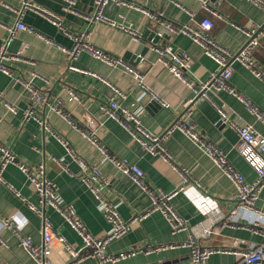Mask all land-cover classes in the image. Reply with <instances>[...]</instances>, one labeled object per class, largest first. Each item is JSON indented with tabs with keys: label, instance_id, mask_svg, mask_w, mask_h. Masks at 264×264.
Returning <instances> with one entry per match:
<instances>
[{
	"label": "crops",
	"instance_id": "0c3cea01",
	"mask_svg": "<svg viewBox=\"0 0 264 264\" xmlns=\"http://www.w3.org/2000/svg\"><path fill=\"white\" fill-rule=\"evenodd\" d=\"M28 1L29 4L23 0H0V44H5V39L9 38L5 48L15 55L6 62L12 74L0 72V142L8 146L20 161L32 166L43 164L60 202L74 207L76 217L88 232L103 237L110 231L111 225L100 209L99 200L83 180L84 170L72 157L68 146L86 161L89 168H99L108 181V184L96 183L102 196L116 204L122 218L130 222L126 233L106 244V253L119 254L132 247L174 245L186 241L190 236L189 230L174 233L166 216L158 209H151L150 192L108 158L115 156L142 168L147 182L156 193L179 189L171 203L189 225H208L211 210L220 207L226 218L215 224L210 236L200 237L199 242L202 246L225 247L232 252L212 253L207 264H244L238 252L263 239L253 225L256 222L264 224V185L253 206H240L236 198V183L197 139L178 126L171 125L177 120L190 119L197 132L221 149L246 180L253 182L259 176L238 151L240 138L234 126L230 123L218 124V107L224 108L232 121L252 124L263 137L264 123L238 95L227 90L212 93L213 101L199 98L194 104H189L188 111L186 103L191 99L192 88L158 59L156 47L170 45L178 53L190 55L193 63L186 73L194 81H206L214 71L220 69L219 64L189 34L164 33L158 20L127 4L110 1L103 8V14L126 25L132 23L140 33L138 37L117 26L91 20L89 17L95 12V0ZM127 1L162 12L164 19L175 24L195 26L204 18H209L214 25L208 34L236 52L247 41L246 29L264 23V9L249 0H207L209 9L202 5L201 0ZM18 22L32 26L34 31L17 28ZM12 29H15L13 34ZM146 29L157 34L161 30L163 35L156 44H151L142 38ZM78 32H86L91 44L121 57L127 65L142 72L147 84L168 107L158 101L161 107L147 109L152 98L143 94L137 78L126 66L110 65L87 51H81L74 64L104 79L68 68L70 58L66 49L73 46L72 35ZM263 34L264 30L256 33L260 44L254 49L253 56L264 65ZM148 44L150 48L137 64L125 58L127 52L139 53ZM18 78L40 89L46 100L35 102L32 106L30 91ZM107 82L121 89L125 96H117ZM230 84L264 111V80L256 77L239 60L233 62ZM71 90L75 91L77 98L70 99ZM111 99L129 109L141 111L142 126L162 137L166 157L162 153L149 152L130 129L104 114L102 105ZM56 105L65 115L57 111ZM31 106L33 116L25 119L24 111ZM90 118L100 125L99 145L73 125L77 123L86 129L87 119ZM2 175L0 264H36L20 244V237H28L37 245L42 244L45 217L70 245L77 248L83 246L79 231L60 210L41 200L34 184L17 165L8 164ZM30 204L40 209L43 215L32 210ZM141 214L144 215L142 219L133 221L135 215ZM6 219L11 221L12 227L6 223ZM53 247L50 251L55 264L69 260L67 246ZM162 263L193 264L190 249L168 247L150 253L140 251L115 262L103 263L92 256L75 264Z\"/></svg>",
	"mask_w": 264,
	"mask_h": 264
},
{
	"label": "built area",
	"instance_id": "2783aa9c",
	"mask_svg": "<svg viewBox=\"0 0 264 264\" xmlns=\"http://www.w3.org/2000/svg\"><path fill=\"white\" fill-rule=\"evenodd\" d=\"M26 4L30 2L23 0ZM115 1L118 4H127L129 7L141 10L148 14L151 18H154L162 24L164 33L177 34L184 33L189 34L194 41L199 43L204 52L212 57L218 64L220 69L214 71L206 81H194L186 71L192 67L193 60L187 53H178L170 45L157 46L156 50L158 53V59L169 67L170 71L178 78L182 79L190 85L195 96L200 95V99H208L213 101L212 93L218 90H227L235 95H238L242 101L245 102L246 106L250 111L256 114L257 118L264 123V111H261L258 107L253 105L250 100L240 94L230 84V78L233 73V62L239 60L243 62L250 71L258 78L264 80V65L259 63L254 56V49L260 44L257 38V30L260 26L256 25L252 29H246L247 41L239 51H232L218 42L213 36L208 34V31L213 27V21L209 18H204L197 25L192 24H175L167 19L163 18V13L158 11L148 10L132 1L127 0H95V12L89 17L91 20L102 21L112 26H117L120 29L131 33L134 37L139 36V32L134 29L132 23L123 24L106 17L103 14V8L110 2ZM202 5L209 9L208 1L201 0ZM250 2L260 6L264 9V0H249ZM54 23H57L54 20ZM16 27L19 29H26L28 31H34L32 26H28L24 23H17ZM15 30V29H14ZM12 29V34L14 33ZM264 30V27H263ZM159 36L163 35V31L158 32ZM264 35V34H263ZM86 32H78L72 35L73 46L66 49L70 58L68 68L76 71H80L85 74H92L104 79L97 73L83 69L74 64V60L81 51H87L93 56L104 60L110 65H123L126 66L127 70L135 75L139 86L142 88L143 94H148L152 99L161 102L164 107H168V104L163 101L160 96L147 84L145 81V75L137 70L136 68L129 66L126 62L118 56L112 55L107 51L94 46L86 38ZM9 43V38L5 39V44L0 45V72L11 75V69L7 65V61L15 58L14 54L7 52L5 46ZM26 47L27 45L24 44ZM18 80L23 81L21 78ZM24 85L30 91L33 104L44 102L46 97L40 91V89L34 87L30 82L23 81ZM108 83V82H107ZM110 85V83H108ZM117 96H125L123 91L116 86L110 85ZM194 96V97H195ZM193 97V98H194ZM77 98L75 91L71 90L70 99ZM193 98L189 99L186 103L187 110H190L189 104L193 101ZM60 102V101H59ZM32 106L26 108L25 119H29L33 116ZM57 111L63 115L64 112L57 105L55 106ZM15 110L14 108H11ZM102 110L105 115L119 120L122 125L136 136L142 143L143 147L151 153H162L165 157L167 153L165 148L161 144V136L155 135L150 131L146 130L141 123L140 110H132L128 107L122 106L117 100L111 99L108 103L102 105ZM220 114L219 123H230L234 126L238 132L240 138V144L238 151L241 155L252 165L258 174L257 180L249 182L245 176L237 170V168L228 161L225 153L219 149L213 142L207 140L202 134H199L195 129L193 122L190 119L177 120L174 125L185 131L190 137L197 139L201 145L210 154L211 158L221 166L224 173L232 179L237 185L236 198L240 206L251 207L255 204L261 187L264 185V137L259 131L255 129L252 124L249 123H237L232 121L229 114L222 107H218ZM73 125L81 129L82 134L92 140L94 143L99 145V127L96 121L92 118L87 119V128L83 129L73 123ZM70 154L74 157L78 163L82 166L84 174L82 175L85 183L92 189L94 195L99 200L100 209L103 212L106 220L110 223L111 229L107 235L103 237H96L85 229L84 224L76 217L75 209L72 205H64L60 202L57 190L54 183L46 176L45 166L40 164L38 166H32L27 163L20 161L17 156L11 151V149L0 142V180L3 179V169L8 164H15L18 168L26 175V177L34 184V188L38 196L45 203H49L60 210L68 221L73 225L75 229L79 231L83 238L82 247H74L70 245L64 235H60L54 229L53 224L46 217L44 218V226L42 230V244H34L33 241L28 237H20V244L29 252L32 258H34L36 264H55L51 258L50 248H54V245L67 246L69 251V260L60 264H75L76 262L87 258L96 257L100 263L103 262H115L129 255H134L138 252L150 253L160 249L168 247H187L190 249V257L193 264H207V260L212 253L216 252H232L231 249L225 247L215 246H202L199 242L200 237H208L214 231V226L218 222L226 218V214L220 207H215L211 210L210 216L211 221L208 225H189L182 214H180L173 204L171 199L179 192V189H175L172 192H161L156 193L153 191L146 180L145 172L135 163H130L124 158H117L115 156H108V158L125 174L130 175L139 185L144 189L148 190L152 196V210H160L167 218L172 231L178 232L181 230H189L190 236L186 241L168 246H148L143 248L132 247L127 252L119 254H108L105 252L106 244L113 238L119 237L126 233L130 228V222L125 221L120 212L118 211L117 205L111 202L108 198L102 196L100 186L97 184H108L107 179L102 175L101 171L97 167L89 168L88 164L83 158L76 155L75 151L68 146ZM63 165V164H62ZM66 166V165H64ZM88 169L91 171L88 172ZM13 191L17 192L12 186ZM32 210L37 212L39 215H43L42 211L35 205H29ZM143 214L135 215L133 221L142 219ZM6 223L12 227L11 221L6 219ZM256 232L262 234L263 239L252 245V247L239 251L238 255L244 264H264V224L256 222L253 225ZM18 233V231H16Z\"/></svg>",
	"mask_w": 264,
	"mask_h": 264
},
{
	"label": "water",
	"instance_id": "95a60500",
	"mask_svg": "<svg viewBox=\"0 0 264 264\" xmlns=\"http://www.w3.org/2000/svg\"><path fill=\"white\" fill-rule=\"evenodd\" d=\"M263 27H264V23L257 30V34L263 30ZM142 38L151 44H156L159 41L160 36L155 31L146 29ZM149 48H150V45L148 44L145 47H143V49L139 53H133L132 51H129L126 53L125 58H127L132 64H137L143 58L144 54L147 52V50ZM194 96H195V93L192 92L190 95V98H193ZM199 96L200 95H197L193 98L191 105L194 104L199 99ZM159 107H161V104L158 101L152 99L151 101H149L146 108L147 109H149V108L157 109ZM222 124H224V123H222ZM172 125H174V123ZM172 125H171V127H172Z\"/></svg>",
	"mask_w": 264,
	"mask_h": 264
}]
</instances>
